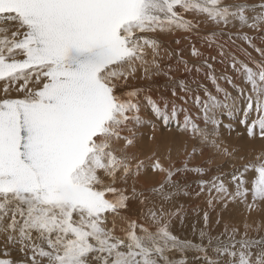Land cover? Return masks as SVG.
<instances>
[{
	"label": "snow or ice",
	"instance_id": "6c2138e0",
	"mask_svg": "<svg viewBox=\"0 0 264 264\" xmlns=\"http://www.w3.org/2000/svg\"><path fill=\"white\" fill-rule=\"evenodd\" d=\"M257 39L264 0H0V264H264V148L221 139L264 142ZM157 122L175 158L144 153ZM240 205L260 222L222 217Z\"/></svg>",
	"mask_w": 264,
	"mask_h": 264
},
{
	"label": "bare ground",
	"instance_id": "6f19581e",
	"mask_svg": "<svg viewBox=\"0 0 264 264\" xmlns=\"http://www.w3.org/2000/svg\"><path fill=\"white\" fill-rule=\"evenodd\" d=\"M245 31H248L247 29H245ZM254 34V33H253ZM248 35L251 36L249 34V31H248ZM234 36V35H233ZM260 36V33H256L254 34V36H251V37H258ZM234 39V38H233ZM236 40V46H243L245 47L242 43H240V41H237V39L235 38ZM257 43L258 46L261 45V43H264V39H257L255 41ZM167 43V42H166ZM191 43H197V47H200V43L196 40H193V41H183V43L179 46L175 45L174 43L171 44V47L172 48H182L183 51H184V56L185 58H189L187 55H190V52H191ZM244 43V42H243ZM205 51V55L208 56V55H216V52L213 51L212 49H203ZM249 51H251V49H249ZM253 55L255 56L256 53L253 52ZM214 67L216 68V72L219 70H222V66H220L218 63H214ZM218 75V74H217ZM158 83H157V87H162L164 82H165V78L164 77H156L155 78ZM204 81V84L206 86H211V83L210 81L208 80H203ZM206 82V83H205ZM221 82V81H220ZM223 85V83H221ZM211 88V87H209ZM158 123V122H157ZM175 127V125H173V128ZM237 128L240 130V131H244L243 127L242 126H237ZM140 132L143 134V139H142V148H143V151L145 154H148L150 155L152 151H157L161 156H164L167 154V151L169 149V147H171L173 149V157L175 158V155H176V149L177 147L179 146V133H175V132H169L168 130L164 129L162 125H160L158 123V126L156 128L155 131H153V129L149 126H146L142 129H140ZM155 137V139H149L150 137ZM224 136V134H223ZM229 137V135H228ZM231 138V137H229ZM229 138H224V139H227V140H224V143L228 146L229 150H233L234 148V144H232L233 142V138L229 139ZM238 138V137H237ZM235 140V139H234ZM247 142V150L245 147L242 146L241 147H237L238 149H235V150H238V155L237 157H240V156H244V157H249L250 156V151L253 150V154L252 156H254V154L256 152H259L262 148H264V142H261L259 139H256V140H250L247 136H246V139H244L243 141ZM236 141V140H235ZM242 142V141H241ZM234 143V142H233ZM236 144V143H235ZM243 145V144H242ZM236 147V146H235ZM249 149V150H248ZM236 152V151H235ZM236 155V153H235ZM207 159V154L204 156V157H197V160H196V163H201L203 160ZM222 158H219L217 159L216 163L218 164H221L220 163V160ZM239 160V159H237ZM236 162V161H235ZM234 162V163H235ZM227 166L224 165V167H229L231 168V164L230 163H227ZM222 165V164H221ZM215 164L211 165V168L213 170H215ZM213 174H215V171H213ZM195 179V175L193 174V180ZM193 187H195V183H193L192 185ZM186 197L184 198H181V200H184V202H181L180 200V203H183L185 204V200H187V198L185 199ZM190 206H187V205H184L186 207V209H191V210H195L196 211H199L202 215V210L205 208V203L202 199H199V198H190ZM188 201V203H189ZM189 211V210H188ZM188 213V212H187ZM194 213V212H193ZM184 214H185V211H184ZM186 215V214H185ZM191 215V214H190ZM227 215H230V216H235L234 218L236 219V216L240 219H248L249 218V214L248 212L246 211V209L244 208L243 205H240L238 207H235V206H229V209L226 210L225 212L222 213V217L225 218ZM215 215L213 216V219L215 220ZM259 218H261L260 214L258 212H253L251 214V218H250V221L248 222H252L253 219H258L260 220ZM185 219H186V224L182 227L180 222H179V219L177 220H174V227L179 231V233L183 236V235H187V236H192V232H191V225L192 223L196 222L197 221V215H191V216H185ZM249 220V219H248ZM241 221H244V220H241ZM239 223V222H238ZM241 226L243 225L242 222L240 223ZM202 225V222L201 223H197V227H200ZM254 227V226H253ZM213 228L214 230H222V225H219V226H216L215 224L213 225Z\"/></svg>",
	"mask_w": 264,
	"mask_h": 264
},
{
	"label": "rangeland",
	"instance_id": "374dc122",
	"mask_svg": "<svg viewBox=\"0 0 264 264\" xmlns=\"http://www.w3.org/2000/svg\"><path fill=\"white\" fill-rule=\"evenodd\" d=\"M255 34V32H251V31H249V34L251 35V36H254V34ZM233 38H234V40H235V38H236V36H235V34H234V36H233ZM237 41H240V43H242L243 45H244V43H243V41H241V40H239V39H237ZM261 45H264V43H261ZM245 47H247V45L245 44L244 45ZM188 57H190V55H187ZM220 72H221V70H219V72L217 71L216 72V74H220ZM229 74H231L230 72H229ZM203 83H204V81H202ZM206 83V82H205ZM220 83H223V81H221ZM208 87H211V86H208ZM210 90H211V88H210ZM225 123H227L228 121L227 120H225L224 121ZM238 132H240V133H243V135H237V133ZM223 134H224V136H223ZM228 135H229V137H231V138H233L232 140H233V142H232V144H234L235 146H234V148L235 149H238L237 147L239 146V147H241L242 148V146L243 147H247V142H246V140L245 141H243L244 139H246V133H244V131H240L238 128H237V130L236 131H234V132H232V133H229L228 132V130L227 129H223L222 130V135H221V139L224 141V140H227V139H224V138H229L228 137ZM238 137V138H237ZM231 138H229V139H231ZM236 141H235V140ZM242 141V142H241ZM236 143V144H235ZM243 144V145H242ZM245 147V148H246ZM233 148V150L234 151H236L235 153H236V156H239L238 155V150H235ZM248 148V147H247ZM247 148H246V150H247ZM249 150V149H248ZM254 152H253V150H251L250 151V156L249 157H246V158H248V159H251V158H253V156H252V154H253ZM236 161V162H235ZM234 162L236 163V165L237 166H240L242 163H244V161H241V160H235ZM220 163L224 166H227V164H226V161L222 158L221 160H220ZM215 166H216V164H215ZM225 170L226 171H228V170H231V168H229V167H225ZM187 198V200H185L186 202H185V204L184 205H187V206H190V198L189 197H186ZM185 198V199H186ZM188 201H189V203H188ZM181 202H184V200H181ZM189 210V211H188ZM183 211H185V216H191V215H197V213L199 212V211H196V209L193 211V210H191V209H186V207H184V210ZM188 212V213H187ZM194 212V213H193ZM191 214V215H190ZM229 217H231L232 219H233V221L234 222H236V223H241L242 222V224L244 223V221L245 220H248V221H250V218H246V219H240V218H238L237 216H236V219L234 218L235 216H230V215H227L224 219H228ZM260 220H261V218H259ZM241 220H244V221H241ZM260 220H258V219H256V222L257 223H259L260 222ZM249 223H251V222H249ZM222 225V224H221ZM254 227H255V225H253ZM222 227H223V225H222ZM251 235H255V233H250Z\"/></svg>",
	"mask_w": 264,
	"mask_h": 264
}]
</instances>
